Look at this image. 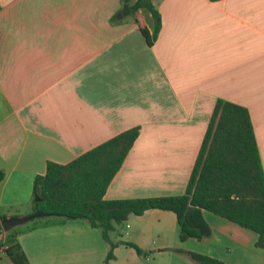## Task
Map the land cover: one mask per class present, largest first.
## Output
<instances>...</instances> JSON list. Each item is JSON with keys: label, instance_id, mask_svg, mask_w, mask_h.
Instances as JSON below:
<instances>
[{"label": "crops", "instance_id": "obj_1", "mask_svg": "<svg viewBox=\"0 0 264 264\" xmlns=\"http://www.w3.org/2000/svg\"><path fill=\"white\" fill-rule=\"evenodd\" d=\"M150 1L154 39L150 12L116 17L120 0H0L1 217L34 211L32 180L46 162L132 126L137 137L103 198L183 193L218 98L247 109L264 173V0ZM201 212L209 236L184 241L171 211L128 215L125 238L108 239L144 253L117 243L107 264H148V252L150 264H196L173 248L264 264L256 233ZM2 242L26 264H102L108 249L86 221L51 215L11 227ZM0 264L14 263L3 251Z\"/></svg>", "mask_w": 264, "mask_h": 264}, {"label": "trees", "instance_id": "obj_2", "mask_svg": "<svg viewBox=\"0 0 264 264\" xmlns=\"http://www.w3.org/2000/svg\"><path fill=\"white\" fill-rule=\"evenodd\" d=\"M120 2L127 5L136 22L138 8L150 12L154 20L151 38L154 39L160 22L151 1ZM139 30L150 43L141 24ZM138 130V126L124 129L66 163L46 162L43 174L35 175L32 180L33 210L64 219L84 220L97 228L101 238L108 243L102 264H107L113 257L112 248L117 243L132 247L137 254L144 253L130 241H109L108 232L128 215H139L147 209L171 211L175 215L178 241L202 240L209 236L210 228L201 212L206 210L253 231L256 233L254 245L264 248V173L244 106L216 99L183 193L105 199L104 191ZM2 178L0 172V181ZM173 250L183 252L196 264H223L217 258L198 252ZM4 252L14 264H26L16 245L9 246Z\"/></svg>", "mask_w": 264, "mask_h": 264}, {"label": "water", "instance_id": "obj_3", "mask_svg": "<svg viewBox=\"0 0 264 264\" xmlns=\"http://www.w3.org/2000/svg\"><path fill=\"white\" fill-rule=\"evenodd\" d=\"M129 13V9L126 4H122L121 9L115 14L116 17H120L123 14ZM47 213L40 212V211H33L29 214L22 215V216H10V217H1L0 219V227L2 230L6 231L10 229L11 227L22 224L26 221H29L34 218L42 217V216H47Z\"/></svg>", "mask_w": 264, "mask_h": 264}, {"label": "rangeland", "instance_id": "obj_4", "mask_svg": "<svg viewBox=\"0 0 264 264\" xmlns=\"http://www.w3.org/2000/svg\"><path fill=\"white\" fill-rule=\"evenodd\" d=\"M127 221L128 220H126V221H124V222H122V223H120V224H115L114 226H115V230H113V232H111V231H109L108 232V234H109V236H111L112 238L115 236V237H117V238H125V231H126V228H125V223H127ZM115 232H116V235H115ZM167 239H169V236L168 235H166L165 236ZM148 254V264H150V263H152V253H150V252H148L147 253ZM165 256H167V255H165ZM169 260H167V262H168ZM155 264H157V260H156V257H155Z\"/></svg>", "mask_w": 264, "mask_h": 264}, {"label": "built area", "instance_id": "obj_5", "mask_svg": "<svg viewBox=\"0 0 264 264\" xmlns=\"http://www.w3.org/2000/svg\"><path fill=\"white\" fill-rule=\"evenodd\" d=\"M3 232L4 230H2V228L0 227V252L5 251L9 247V245H6L2 242Z\"/></svg>", "mask_w": 264, "mask_h": 264}]
</instances>
